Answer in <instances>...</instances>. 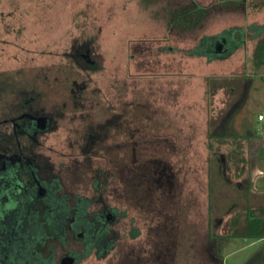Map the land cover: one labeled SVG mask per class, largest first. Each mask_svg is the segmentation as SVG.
Instances as JSON below:
<instances>
[{
    "label": "rangeland",
    "instance_id": "1",
    "mask_svg": "<svg viewBox=\"0 0 264 264\" xmlns=\"http://www.w3.org/2000/svg\"><path fill=\"white\" fill-rule=\"evenodd\" d=\"M197 2L218 3L211 30L239 22L245 11L243 0ZM181 4L185 0H0V74L15 75L18 89L32 83L44 104L67 101L59 130L41 140L53 148L46 153L62 169L67 190L95 199L100 178L104 199L125 209L114 227L121 231L116 246L81 264H222L218 254L226 256L224 264H237L252 258L250 239L222 251L211 238L248 237V217L261 230L253 211L242 214L248 187H257L232 143L242 131L239 122L264 137V121H258L259 113L264 116V61L256 69L249 60L254 49L245 48L240 72L231 64L220 77L218 69L192 66L191 52L210 59L218 52L209 42L197 46L206 23L185 26L175 19ZM252 37L247 32L248 41L264 39ZM77 47L82 53L89 48L94 67L77 64ZM253 80L261 94L249 93ZM74 98L81 99L78 107ZM106 122L108 136L88 145L87 126ZM73 164L80 165L75 173L67 170ZM225 214L232 216L228 223ZM133 227L139 236H130Z\"/></svg>",
    "mask_w": 264,
    "mask_h": 264
},
{
    "label": "flooded vegetation",
    "instance_id": "2",
    "mask_svg": "<svg viewBox=\"0 0 264 264\" xmlns=\"http://www.w3.org/2000/svg\"><path fill=\"white\" fill-rule=\"evenodd\" d=\"M81 48L74 49L77 64L94 67L89 48ZM0 78V264H81L93 253L101 259L121 237L114 227L125 209L104 199L100 178L95 199L68 191L62 169L46 153L53 148L42 137L59 130L67 101L44 104L45 95L30 89L32 83L18 89L15 75ZM109 128L108 122L90 123L83 140L100 143ZM129 234L137 237L139 229Z\"/></svg>",
    "mask_w": 264,
    "mask_h": 264
},
{
    "label": "crops",
    "instance_id": "3",
    "mask_svg": "<svg viewBox=\"0 0 264 264\" xmlns=\"http://www.w3.org/2000/svg\"><path fill=\"white\" fill-rule=\"evenodd\" d=\"M197 1V0H196ZM259 0H243L245 4V11L244 15L240 16L239 22H234L233 24H230L228 27L227 25H223L220 29H213L211 30V21L208 20L205 24L204 31H201L203 34H201V37L198 41V45H201L203 42L206 41V39L213 38L215 36H218L220 34H223L226 31H231L236 41L239 43V47L237 50L229 57L227 58H213L210 59L206 57L203 53L197 52L193 53L191 52L190 55L192 56L188 61L192 66L199 67L201 70L206 71L209 73L213 69H218V74L220 77H224L227 75V69L231 68V66H240L239 72L242 70L241 63H240V54L241 50H245V48L254 49L253 53L249 55V60L253 64L255 63V68L260 69V67L263 65L262 62L264 61V50L261 48L260 45L264 41V39H260L261 41H256L257 43H253L252 41L247 40V32H249L250 35H253V39H259V37L264 35V15H261V18L258 19L257 13H263L264 14V5L263 3L258 2ZM261 1V0H260ZM218 4V3H217ZM201 4L203 7H207L208 4ZM213 7L215 5H212ZM209 7V6H208ZM211 7V6H210ZM223 8V7H222ZM220 12L219 7L216 9L215 12H213V16L215 13ZM243 13V11H241ZM254 15H256L254 17ZM229 21V20H228ZM222 22V21H221ZM220 22V23H221ZM219 23V24H220ZM225 23V22H223ZM255 24V26L259 29L254 30L251 28V25ZM248 25V30L247 26ZM200 33V31H199ZM239 34V35H238ZM250 46V47H249ZM256 50V51H255ZM239 52L238 56L233 58L235 54ZM242 56V55H241ZM251 56V57H250ZM233 58V59H232ZM247 60V59H246ZM260 60V61H259ZM232 64V65H231ZM245 70V69H244ZM204 73V72H203ZM209 75V74H207ZM210 76V75H209ZM263 85V83H262ZM255 90L256 93H262L260 91L257 81L253 80L252 85L249 87V93L252 92V90ZM260 93V94H261ZM264 100V95L261 97ZM259 115H262L259 113ZM258 115V121L261 124L264 121V116L262 119H259ZM241 122H239V129L242 131H238L237 127L235 126L236 130L238 131L237 134L234 137V141L232 144L234 145L233 150L235 151L236 155L240 154L239 156L241 162L245 164V173L247 172L248 178L250 179L253 177L256 183L255 189L251 190L250 186L248 187V190L246 192V196L244 197V203L242 205V214L248 212V210H251L254 212L255 217L258 216L262 219H264V190L260 187V185L264 184V137H260L257 132V129L255 126L250 125V128L245 131L243 128H241ZM264 130V128H263ZM226 137L225 135H223ZM226 139V138H224ZM241 145L240 149H235V147ZM224 160V158H223ZM227 161V160H226ZM241 178L237 179L238 186L241 183ZM237 189V188H236ZM225 217H227L225 219ZM231 214H225L224 219L225 222L230 221ZM229 220V221H228ZM250 219L244 218V230L246 231L248 225H249ZM238 227V226H237ZM236 227V228H237ZM264 227V225H263ZM240 228V227H238ZM236 236V235H235ZM250 239L251 242L248 244L249 247L254 248V252L252 253V258L246 262V263H237V264H264V236L263 237H224V238H218V237H212L211 240L216 242V250L220 249L223 251V248L227 245L236 242L238 239ZM221 240V243L219 241ZM238 250L234 251L237 252ZM233 252V253H234ZM218 254V253H217ZM221 258V263L224 264L225 261V255L218 254Z\"/></svg>",
    "mask_w": 264,
    "mask_h": 264
},
{
    "label": "trees",
    "instance_id": "4",
    "mask_svg": "<svg viewBox=\"0 0 264 264\" xmlns=\"http://www.w3.org/2000/svg\"><path fill=\"white\" fill-rule=\"evenodd\" d=\"M185 3H186V5L183 6L181 4L182 6L181 5L179 6V11H180V9L182 11H180V12L178 11L176 13V15H175V17H176L175 19L176 20L181 19L183 21H186L185 26L187 25V22H189V23L190 22H194V23L204 22V23H206L210 19V17L213 16V12H215L216 9L218 8V6H217L218 4H216L214 7L213 6H211V7H203L196 0H185ZM203 26H201V28L199 29V31L202 28H204ZM261 48L264 50V41L260 45V49ZM211 147H212V145H211ZM258 219L261 222L259 224L261 230H258L257 231L255 229L254 221L250 220L249 225H248V227L246 229V235L248 237H263L264 236V227H263V225H264V219H262L260 217ZM232 236H234V234ZM224 237H227L228 238V235H226ZM224 237H218V238H224Z\"/></svg>",
    "mask_w": 264,
    "mask_h": 264
},
{
    "label": "water",
    "instance_id": "5",
    "mask_svg": "<svg viewBox=\"0 0 264 264\" xmlns=\"http://www.w3.org/2000/svg\"><path fill=\"white\" fill-rule=\"evenodd\" d=\"M206 42H209L210 46L213 45L217 49L218 55L215 58H227L239 47V43L231 31H226L223 34L206 39L203 43Z\"/></svg>",
    "mask_w": 264,
    "mask_h": 264
},
{
    "label": "built area",
    "instance_id": "6",
    "mask_svg": "<svg viewBox=\"0 0 264 264\" xmlns=\"http://www.w3.org/2000/svg\"><path fill=\"white\" fill-rule=\"evenodd\" d=\"M263 118V115H259V119H262Z\"/></svg>",
    "mask_w": 264,
    "mask_h": 264
}]
</instances>
